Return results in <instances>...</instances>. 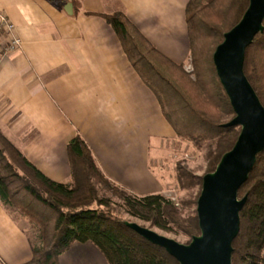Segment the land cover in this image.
<instances>
[{
  "label": "crops",
  "instance_id": "crops-1",
  "mask_svg": "<svg viewBox=\"0 0 264 264\" xmlns=\"http://www.w3.org/2000/svg\"><path fill=\"white\" fill-rule=\"evenodd\" d=\"M189 2L0 0L22 42L0 59L1 132L55 182H72L67 147L79 135L112 184L165 196L169 182L153 162L177 136L105 16L124 13L158 52L186 65ZM27 225L0 203V264H34ZM58 264L108 261L94 244L74 243Z\"/></svg>",
  "mask_w": 264,
  "mask_h": 264
},
{
  "label": "trees",
  "instance_id": "trees-1",
  "mask_svg": "<svg viewBox=\"0 0 264 264\" xmlns=\"http://www.w3.org/2000/svg\"><path fill=\"white\" fill-rule=\"evenodd\" d=\"M249 3L250 0H190L186 22L192 72L158 52L124 13L105 16L177 138L198 149L206 143L212 146L207 154L206 174L215 172L241 132L239 127H223L235 114L213 56L224 35L242 20ZM244 73L264 107V32L246 50ZM67 153L72 182H55L31 164L0 130V203L8 211L20 212L32 220L33 230L28 233L32 263L58 264L59 257L74 243H92L108 264H179L113 214L110 201L99 193L115 187L79 135L68 144ZM204 175L195 176L177 167L176 178L182 190L199 187L196 201L182 202L184 207L197 206ZM111 191L123 202L127 214L150 223V228L182 232L189 239L187 244L201 234L196 209L183 217L182 209L161 194L136 196L118 187ZM238 196H248V200L240 213L232 264H264V151L257 156Z\"/></svg>",
  "mask_w": 264,
  "mask_h": 264
},
{
  "label": "water",
  "instance_id": "water-1",
  "mask_svg": "<svg viewBox=\"0 0 264 264\" xmlns=\"http://www.w3.org/2000/svg\"><path fill=\"white\" fill-rule=\"evenodd\" d=\"M263 32L264 0H250L242 20L224 35L213 56L235 114L223 127H239L241 132L215 172L203 177L196 208L201 234L189 244H181L152 228L125 221L128 228L164 249L179 264H232L233 241L240 232V213L248 200V196L239 199V190L264 151V107L244 73L246 50Z\"/></svg>",
  "mask_w": 264,
  "mask_h": 264
},
{
  "label": "rangeland",
  "instance_id": "rangeland-1",
  "mask_svg": "<svg viewBox=\"0 0 264 264\" xmlns=\"http://www.w3.org/2000/svg\"><path fill=\"white\" fill-rule=\"evenodd\" d=\"M184 66L186 71L188 72L193 71L191 59ZM211 148L212 146L206 143L202 146L201 149H198L193 144L187 141L179 140L177 138L176 140L173 141L168 140L163 144L162 147L163 150L160 151L162 152L160 153L161 154L160 156L161 158H159L161 159L160 162H158L157 159L155 160L153 159L154 160L153 163L155 164L156 162L154 167H156L157 170L160 169L161 170L160 174L162 175V177L167 179V181L169 182V187L167 189L168 193L165 195V197L172 200L174 203H176L178 208L182 209L183 217L187 216L190 212H192L194 209L197 208L196 204L190 205L189 208L184 207L182 205V202L189 203L196 201V197L199 194V187L196 186L191 190H182L178 182H176L175 180L177 174V167H181L195 176H203L204 174L206 175L208 170L207 154ZM15 162L18 163L20 167L21 163L18 160H16ZM111 185L115 187L112 188L111 190L117 188V186H115L114 184L111 183ZM111 190H101L99 194L100 197L108 199L110 201L109 202L110 208L111 210H113V214L116 217H120L121 219L128 222H137L142 226L150 228V223L139 220L127 214L123 208V202L118 197H116L115 193ZM93 206H96V204H93ZM25 218L27 219L28 233L31 234L33 230L32 220L26 216ZM152 229L161 235H164L166 237L178 241L181 244H187L189 241L188 237L184 235L182 232L179 233L168 232V231H163L157 227H152Z\"/></svg>",
  "mask_w": 264,
  "mask_h": 264
},
{
  "label": "built area",
  "instance_id": "built-area-1",
  "mask_svg": "<svg viewBox=\"0 0 264 264\" xmlns=\"http://www.w3.org/2000/svg\"><path fill=\"white\" fill-rule=\"evenodd\" d=\"M22 46L16 27L9 17L0 11V59L7 53L18 51Z\"/></svg>",
  "mask_w": 264,
  "mask_h": 264
}]
</instances>
